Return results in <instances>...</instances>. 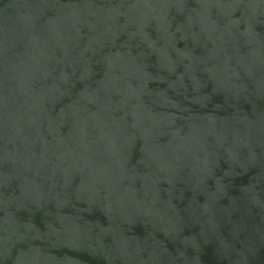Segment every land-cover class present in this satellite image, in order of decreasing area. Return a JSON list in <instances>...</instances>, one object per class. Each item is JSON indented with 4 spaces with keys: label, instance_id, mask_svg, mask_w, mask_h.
Here are the masks:
<instances>
[{
    "label": "water",
    "instance_id": "1",
    "mask_svg": "<svg viewBox=\"0 0 264 264\" xmlns=\"http://www.w3.org/2000/svg\"><path fill=\"white\" fill-rule=\"evenodd\" d=\"M0 264H264V0H0Z\"/></svg>",
    "mask_w": 264,
    "mask_h": 264
}]
</instances>
